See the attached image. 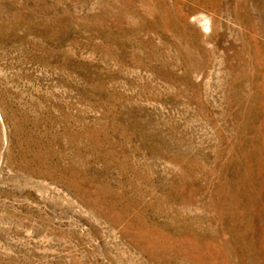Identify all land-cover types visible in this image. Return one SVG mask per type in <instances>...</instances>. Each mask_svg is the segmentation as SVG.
<instances>
[{
  "label": "rangeland",
  "instance_id": "obj_1",
  "mask_svg": "<svg viewBox=\"0 0 264 264\" xmlns=\"http://www.w3.org/2000/svg\"><path fill=\"white\" fill-rule=\"evenodd\" d=\"M0 264H264V0H0Z\"/></svg>",
  "mask_w": 264,
  "mask_h": 264
}]
</instances>
